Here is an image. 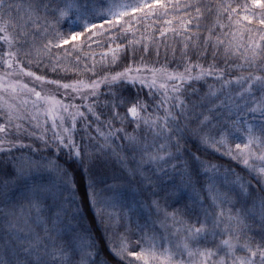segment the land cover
Segmentation results:
<instances>
[{"label": "snow or ice", "instance_id": "snow-or-ice-1", "mask_svg": "<svg viewBox=\"0 0 264 264\" xmlns=\"http://www.w3.org/2000/svg\"><path fill=\"white\" fill-rule=\"evenodd\" d=\"M157 32L181 38L171 71L146 63ZM62 149L89 173L115 264H264V0H0V264H97ZM100 157L125 170L111 195L95 190Z\"/></svg>", "mask_w": 264, "mask_h": 264}, {"label": "trees", "instance_id": "trees-1", "mask_svg": "<svg viewBox=\"0 0 264 264\" xmlns=\"http://www.w3.org/2000/svg\"><path fill=\"white\" fill-rule=\"evenodd\" d=\"M108 2H109V0H98V3H108ZM133 15L141 16L142 14L141 13H135ZM126 19H127V17H126ZM146 23H151V22L148 21ZM81 27H82V22L76 21L74 19L71 22L63 23L61 25L62 31L66 34L70 32V29H75L76 31H80ZM137 27H139L143 31L145 25L140 24V25H137ZM156 27H161V25H156ZM144 34L151 36L152 35V29H148L146 32H144ZM136 36H137V38H140L141 31H138L136 33ZM155 36H156L155 43L148 41V40L144 41L145 43L151 44L152 53H153L150 57L146 58V63L148 64V66L149 67L155 66L156 68H159L161 65H170L171 67L169 68V70L171 71L172 69L176 68L178 63L182 64V62L179 59V53H177V56L175 57V59L173 58V56L171 54L172 47L178 48L180 46L181 38L180 37H174L171 32H169L166 37H160L158 32L155 34ZM161 41H163V43H161ZM76 43H80V42L78 41ZM157 44H159V48H160V56L159 57H157L155 55V49L157 47ZM165 45L168 46L167 58H165ZM65 47L71 48V44L66 45ZM92 49L95 50L98 54L101 51H103L102 49L97 48L96 44H92ZM87 50H88V46L85 45V52H87ZM53 51L57 52L60 50L53 49ZM80 55H84V53H80ZM98 58H99V56H97V59ZM69 59L73 60V62H74V57H70ZM137 60H139V56L137 57ZM210 61H211V57H209V62ZM81 66H83V65H81ZM32 68H33V70L37 71L38 74H41L43 72V69H37L35 67V65H33ZM181 70H182V67H181ZM47 75L49 78H60V77H63L65 74L63 72H60L58 74H53L51 71H49L47 73ZM145 75H149V74L145 73ZM73 78H75V77H73ZM22 79L25 82H27L30 86L35 84V86L37 87L38 90L41 87L39 82H34L32 80V78L22 77ZM149 79H150V75H149ZM212 83H213V81L211 78H208L207 84H205L204 81L200 82V84L203 85L204 90H207L208 84H212ZM43 87L45 88L46 91H52L54 89V86H52V85H43ZM101 87L103 90V86H101ZM140 87L141 86L139 84H137L133 90L134 91L139 90ZM60 91H61V93H63L62 89ZM143 92L147 93L148 89L144 88ZM75 103H80V102L77 100V101H75ZM81 110L84 112H87L86 108H82ZM43 120H44V117L42 116L41 121L43 122ZM257 122L258 121H253V123H257ZM71 124H72L71 118L70 117L68 119L66 118V126L71 127ZM47 127L49 128L48 136L51 137V130H50L51 129V122L50 121L48 122ZM94 129H95V125L86 134L85 130H84V121L80 117H77L74 138L78 144H80L82 147L85 148V151H94L93 146L97 142L94 140L89 141L87 139V135H93V136L96 135V132ZM37 131H42V129H38ZM27 142L32 143V141H27ZM116 143L119 144L120 141L117 140ZM33 146L34 147L38 146L40 148V152L34 154L37 157L40 154L47 156L50 151L53 154H55V152H56L55 148L45 150L42 142L38 139H35V138H34ZM191 150L195 151L196 150L195 146H193ZM25 151H27V150H25ZM67 151H68L67 149L61 150L60 162L63 164L64 161H68V163L65 165V167L69 168L70 175L73 176L75 179V183L77 185V200L80 203V206L82 209V214L84 216V225L86 227L91 228L92 238L95 241L96 249L99 252V256L97 257V264H102V262L106 259H111L113 261V264H115V258H113L111 256V253L109 251V248H110L109 234L105 232L104 225H102L98 222L93 224L94 209H92L90 207V204H89V197H90L91 191H92V189L89 188V184L91 183V180L89 178V173L84 171V169L80 166L78 161H75L74 159L69 158ZM209 159H212L213 163H219L223 166H227V164L231 163L230 161L227 160V158H221V159L217 160L213 157H209ZM124 171L125 170L121 169L120 165L118 163H116L115 157H109V158L100 157L99 159L95 160L93 163V167H92V178H94L96 180L95 190L98 193H101L102 195H111V193H109L105 190L106 185H112V184L116 183L115 181H113L112 177L114 175L121 176L124 174ZM135 189H136V185L134 182L131 185H125V187L123 188L125 198H127L128 200H131L134 197L139 198L137 196Z\"/></svg>", "mask_w": 264, "mask_h": 264}, {"label": "rangeland", "instance_id": "rangeland-1", "mask_svg": "<svg viewBox=\"0 0 264 264\" xmlns=\"http://www.w3.org/2000/svg\"><path fill=\"white\" fill-rule=\"evenodd\" d=\"M39 87H40V86H39ZM64 115H65V117H66L67 119L69 118V117L67 116V114H66V113H65ZM41 117H42V116H41Z\"/></svg>", "mask_w": 264, "mask_h": 264}]
</instances>
